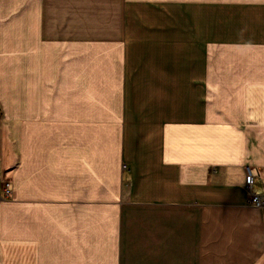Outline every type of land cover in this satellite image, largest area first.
Listing matches in <instances>:
<instances>
[{
    "label": "crops",
    "instance_id": "crops-1",
    "mask_svg": "<svg viewBox=\"0 0 264 264\" xmlns=\"http://www.w3.org/2000/svg\"><path fill=\"white\" fill-rule=\"evenodd\" d=\"M246 166L264 0H0V264H264Z\"/></svg>",
    "mask_w": 264,
    "mask_h": 264
},
{
    "label": "built area",
    "instance_id": "built-area-1",
    "mask_svg": "<svg viewBox=\"0 0 264 264\" xmlns=\"http://www.w3.org/2000/svg\"><path fill=\"white\" fill-rule=\"evenodd\" d=\"M257 175L256 168L246 166L244 169V187L246 191V204L255 208L264 209V193L257 192L254 189L255 176ZM3 192L8 195L10 192L9 182L5 181L3 184Z\"/></svg>",
    "mask_w": 264,
    "mask_h": 264
}]
</instances>
